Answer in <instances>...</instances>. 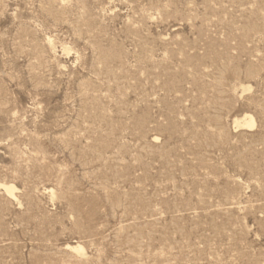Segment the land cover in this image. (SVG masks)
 Returning <instances> with one entry per match:
<instances>
[{"label":"rangeland","instance_id":"obj_1","mask_svg":"<svg viewBox=\"0 0 264 264\" xmlns=\"http://www.w3.org/2000/svg\"><path fill=\"white\" fill-rule=\"evenodd\" d=\"M0 264H264V0H0Z\"/></svg>","mask_w":264,"mask_h":264},{"label":"bare ground","instance_id":"obj_2","mask_svg":"<svg viewBox=\"0 0 264 264\" xmlns=\"http://www.w3.org/2000/svg\"><path fill=\"white\" fill-rule=\"evenodd\" d=\"M246 119V118H245ZM255 118H253L252 116H249L247 118V122H243L244 124H246L247 126H253L255 124V121H254ZM3 187L6 189V191L13 197L14 196V190H15V187L14 186H7V185H3ZM70 249L72 248L74 251H78V252H81L82 251V247L80 245H77V246H69Z\"/></svg>","mask_w":264,"mask_h":264}]
</instances>
